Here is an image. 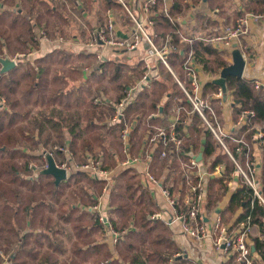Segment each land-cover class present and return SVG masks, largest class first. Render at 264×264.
Here are the masks:
<instances>
[{
  "label": "trees",
  "instance_id": "16d2710c",
  "mask_svg": "<svg viewBox=\"0 0 264 264\" xmlns=\"http://www.w3.org/2000/svg\"><path fill=\"white\" fill-rule=\"evenodd\" d=\"M164 1L166 0H158L150 8L148 19L153 22L150 34L158 47L163 46L168 36L170 44L176 46V50H171L168 56L170 66L182 75L181 64L192 50L196 64L205 73L218 75L228 65L221 52L206 42L180 41L185 28L181 20L176 18L189 9V4L186 0H169L171 5L165 14L162 11ZM206 1L210 8L220 7L216 0ZM241 1L247 12H264V0ZM106 2L105 8L117 7L131 20L118 0ZM192 2L195 4L197 0ZM67 13L62 0H0V57L13 56L16 52L25 54L13 69L0 76V97L6 100V106L0 108V249L3 244L8 247V264H60L55 254L58 247L54 236L66 229L61 226L57 229L58 225H52L50 217L46 219L41 216L43 209L54 207L53 203L57 204L56 209L60 212L58 222L68 225L77 241L72 254L81 253L84 255L81 260L95 256L97 264H191L186 257L176 255L180 250L173 240V232L169 226L163 220L151 219V214L158 210L156 200L150 195L142 173L136 166L120 168L111 176L108 186L106 198L111 213L114 214L109 220L117 230H127L113 248L105 242L104 236L97 237L103 232L102 224L97 214L88 209L96 202L94 195L100 193L106 183L104 179H94L85 171L73 170L65 181L56 185L52 175L41 172L43 165L37 170L35 177L32 167H29L31 161L41 158L40 152H36L39 146H45L54 134L52 150L57 156L56 161L58 158L57 162L64 160V157L58 154L55 147L67 146L73 155L76 154L75 161L84 162L90 154L101 159L104 169H111L125 159L118 133L126 120L150 111L159 113L161 106L163 113L167 114L172 105H176L182 107L181 119L189 120L184 123L189 137L185 139L178 156L187 160L193 152L202 151L204 157L212 158V165L207 168L210 173L215 165H223L220 174L206 180V211L215 210L219 201L229 192L228 182L235 180L232 176L235 168L233 162L220 150L198 115L190 112L191 106L164 66L159 78L152 81L151 89L140 87L133 101L127 102L123 108V115L119 120L112 122L114 103L123 98V93L118 92L112 103L99 105H93V100H87L88 97L84 94L90 96L105 90V81L117 91L123 89L140 76L143 65L141 60L134 65H127L121 60L97 59L96 53L92 51L74 53L59 47H54L43 56L31 57L30 60L26 54L31 49H37L36 31L44 24L51 38L69 35V30L64 28L71 23ZM205 23H210V20L206 19ZM55 65L59 67L55 68ZM85 68L90 70L89 75H85ZM217 88L212 82L204 86V90L209 93ZM226 88L230 91L233 102L241 105L240 108H233L234 116L242 109L254 113L253 117H247L238 134L245 133L246 140L251 143L254 130L250 128L255 123L262 124L264 141V89L255 88L252 79L235 76L226 77ZM19 89H24L23 102L16 97ZM29 105H40V109L35 115H31ZM160 119L158 116L151 120L159 122ZM22 121L25 122L26 129H19L17 134L13 128ZM100 128L106 130L101 131ZM134 128L129 137L131 156L137 155L144 132V127L138 125ZM116 131L117 135L109 140V135ZM230 147L236 157L240 155L239 162L243 166L252 161L246 148L244 152L236 153L234 144ZM158 154L156 151L150 167L157 162ZM174 161L175 158L170 156L161 160L159 167L161 170L162 167L176 168ZM237 182L238 187L229 195L226 205L219 213L222 221L225 224L231 223L232 227H236L247 217L250 218L251 225L259 227L261 237H251L250 249L258 256L257 264H264V206L259 204L253 190L241 176H237ZM257 183L264 198V161ZM74 185L79 191L72 192L71 202L60 200L66 189ZM179 185H184L183 172L178 177L174 175L167 183L172 191L177 190ZM91 188L95 193L89 192ZM182 192L183 190L178 194L179 197ZM44 196L49 197L51 202H45ZM79 242L83 245H78ZM112 250H116V257ZM170 258L173 259L172 263L168 262ZM74 260L72 257L63 264H76ZM2 263L0 257V264Z\"/></svg>",
  "mask_w": 264,
  "mask_h": 264
},
{
  "label": "built area",
  "instance_id": "2783aa9c",
  "mask_svg": "<svg viewBox=\"0 0 264 264\" xmlns=\"http://www.w3.org/2000/svg\"><path fill=\"white\" fill-rule=\"evenodd\" d=\"M129 14L133 25L134 31L128 37H116L114 35V23L110 16H107L104 24L93 29L88 41L85 44V48H96L97 45L104 46L114 51H132L135 50L139 44L144 42L146 44L145 57H144V69L140 78L131 86L123 90V98L114 103V115L112 122L118 121L119 117L123 115L122 110L127 102L133 101L136 97V91L142 88L150 87L149 84V71L150 62L154 58L161 62L165 69L171 74L174 81L182 91L183 97L191 106L190 112L195 113L200 118L201 123L211 132L213 138L218 143L221 150L228 156L233 162L235 168L234 173L241 176L243 181L253 190L254 196L258 199L259 204L264 206V198L261 196L258 190V183L256 178V166L253 161L246 162L243 166L234 151L231 149V145L234 144L235 152H244L246 148L248 150V142L244 136H233L226 132L224 125L221 121L219 113L220 108L226 102L227 90L224 93L219 87L218 90L212 95H205L202 91L200 83L197 64L194 60L193 51L190 50L185 60L181 64L182 75L178 74L175 69L170 66L168 62V56L171 50H176V46L170 44V37L168 36L162 47H158L151 38L149 27L152 25V20L148 19L150 8L157 4L158 0H145L142 6V20L130 11L127 0H118ZM169 5L167 0L164 1L162 11L167 14ZM180 19V18H178ZM264 21L263 13H253L242 10L235 22L231 25L224 26L217 34L209 35L206 37L198 36V39L209 43L216 48L227 49L231 52L234 49H238L243 59L246 54L247 46L243 44V38L250 34V25L252 21ZM36 38L39 40H52L45 28H39L37 30ZM193 38H186L181 35V42L191 43ZM58 45L66 44V40L59 36L54 40ZM24 53H16L12 58L16 65L20 58L24 57ZM97 57H101L98 55ZM255 88L262 87L259 82H254ZM229 104L232 109L234 107L240 108V104L233 102L232 95L230 93L228 98ZM5 99L0 98V108L4 107ZM110 104L109 101L104 98L93 99V105ZM182 107H177L174 111L175 117L166 125L163 123L156 125L152 123V118L156 117V113H149L146 119V131L143 140V153L131 156L129 153V126L124 123V126L120 129L118 136L122 143V153L125 155V159L118 162L111 169H104L102 167L101 159L94 158L88 154L86 161H75L74 155L67 147L56 146L55 150L58 154L64 156L62 162H56L52 152L41 151V155L44 157V165L42 169L47 166V155H51L57 166L66 169V172L73 170L85 171L89 177L94 179H104L106 183L101 188L100 194L96 198V202L89 206L91 212H95L98 216V220L103 226L106 234L110 235L109 242L117 244L123 235L127 233V230L116 231L112 223L107 220L104 208L102 204L107 197L108 186L111 183V176L114 175L120 168L125 166L142 165V176L146 186L152 191L154 195L162 197L167 206H171L174 213V220H176L183 233L187 234L197 242L212 237L213 245L217 249H222L225 253L226 264H257L258 259L254 253L251 252V224L250 218L241 222L236 227L228 226L220 217H217L211 223L206 222V215L203 211V205L206 200L205 184L206 180L210 176H216L220 174L222 167H214L213 172H208L205 167H202L200 162L196 159L195 155L188 156L187 161L180 163L184 175V194L181 202L171 196L170 188L165 185V182L159 179L149 168V163L152 160L153 154L156 151L159 152L158 160L166 159L170 153L179 155L184 147V141L186 134L184 133L185 120L181 119ZM239 122L244 123L247 121V117H253L254 113L251 110L242 109L239 112ZM180 126V127H179ZM180 128V129H179ZM256 137L258 140L263 141V133L261 130L257 131ZM145 163V166L143 165ZM29 167H33V164H29ZM167 209L161 208L154 211L151 214V219L155 220H168L170 223V214ZM3 256V255H2ZM4 257V256H3ZM172 259H169L171 262Z\"/></svg>",
  "mask_w": 264,
  "mask_h": 264
},
{
  "label": "crops",
  "instance_id": "0c3cea01",
  "mask_svg": "<svg viewBox=\"0 0 264 264\" xmlns=\"http://www.w3.org/2000/svg\"><path fill=\"white\" fill-rule=\"evenodd\" d=\"M65 5H66V9H67V14H68V18L70 19L71 23L70 25L65 26V29H68L69 32L72 29L71 27L77 26V30L79 32V34L81 36H85V38H89V34L90 32L95 29L96 27L104 24L105 19L107 16H110L112 18V21L114 23V35L116 37H128L131 32L134 31V25L131 22L130 19H128L125 15L124 12H122V10H120L117 7H106L107 2L106 0H62ZM220 3V7H215V8H210L207 1L206 0H197V2L195 4H193L192 0H186L187 4H189V9L185 12H183V14L179 15L176 19L177 20H181V22L184 25L185 28V35L182 34L183 37L186 38H193L196 41H201V42H205L203 40L198 39V36H209V35H213V34H217L220 32L221 28L224 26H228L231 25L235 22L236 18L239 16V14L241 13L242 10H245L242 4L241 0H216ZM145 2V0H127L129 9L131 12H133L135 15H137L139 18L142 17V6L143 3ZM168 5L170 6L171 3L169 0H167ZM200 15V16H198ZM201 16L203 17V19H201ZM76 18H81L84 23L83 26L80 24H76ZM180 18V19H178ZM206 19L210 20V23H205ZM45 24L41 27V28H45L44 27ZM89 27V28H88ZM151 27H149L150 29ZM87 30L86 34L85 31ZM46 31L48 32V30L46 29ZM73 31V30H71ZM48 34V33H47ZM36 35H37V31H36ZM49 36V34H48ZM70 36V33H69ZM50 37V36H49ZM66 40V44H61L58 45L54 40L57 38H51L52 40H39V39H35L38 42V47L37 49H31L30 52L28 54H26V56H29V58H34V57H38V56H43L44 54L48 53L49 51H51L54 47H59L61 50L64 51H71L74 53H79L81 51L84 50H88V51H92L96 53V57L98 55H101V57H97V59H108V60H121L123 61L125 64L127 65H134L137 63V61L141 60L143 62V65L141 67L142 71L144 69V57H145V48H146V44L144 42H142L141 44H139V46L132 51H114L111 49H108L104 46L101 45H97L96 48H85V44L88 41V39L84 40L81 42V40H78V34L75 32L71 33V38L65 37L63 36ZM243 44L245 46H247L246 49V54L244 57L245 60V66H244V70L242 73V77L247 78V79H252L257 82L260 83V85L262 86L261 88L264 89V21H252L251 25H250V34H248L245 38H243ZM212 47L216 48L215 46L211 45ZM217 51L221 52L223 54V56L226 58L228 65L232 63V56H231V52L227 49H220V48H216ZM17 53V52H16ZM15 53V54H16ZM14 54V55H15ZM13 55V56H14ZM9 58H12L13 56H9L7 55ZM25 56V55H24ZM2 57V56H1ZM32 58L30 60H32ZM162 64L161 62H158L156 59H152L150 62V71H149V84L150 87L146 88L147 90H150L152 87V81L154 79L159 78V76L161 75V69L162 68ZM197 70H198V75H199V79H200V83L203 89V92L205 95L208 96H212L219 88H217L216 91L209 93L208 91L206 92L204 90V86L206 83L208 82H212L213 79L219 77L218 75H211L210 73H205L202 70V67L197 65ZM141 71V74H142ZM90 74V70L88 68H85V75H89ZM140 74V76H141ZM140 76L135 79L133 82H130L128 84H126L124 86L123 89L121 90H116L115 88L111 87L109 90L105 91H100L98 93L97 96H99V98H104L107 99L109 101H113L116 99L117 97V93L122 92L123 90L129 86H131L133 83H135ZM107 83H109L108 81H106ZM73 85V84H72ZM140 90V88H139ZM230 95V91H227V97H226V102L223 104V106L220 108L219 113L221 116V121L224 125V128L226 130L227 133H229L230 135L233 136H245V133H241L238 134V131L241 129L240 127L245 123H240L239 122V115H235L233 114V109L229 104L228 98ZM136 96H137V92H136ZM175 99L180 100L181 98L179 97H175ZM177 108V106L172 105V107L169 109V113H163V109L162 106L160 107V112L156 113L157 116L156 117H160L161 119L159 120V122H153L152 123L156 124V125H160V124H164L166 125L169 121L171 122L174 117V111ZM150 112H147L144 115L138 114L133 118H130V120H126L125 123H127V125L129 126V136L132 132L133 129H135V126H140V127H144V132H143V138H142V142L139 145V149L137 154H142L143 153V140H144V135H145V127H146V119H147V115ZM155 118V117H154ZM185 120V122L187 123L189 120L183 119ZM109 125V124H108ZM262 124H258L255 123L252 125V128H250L251 130L253 129V133L251 134V143L249 140H247L248 142V150H249V154L251 156V159L256 166V178L259 176L260 174V170H261V165L264 161V150H263V145H264V141H260L257 139L256 134L257 131L262 129ZM185 130L184 133L186 134V138L189 137V132L186 128V126H184ZM139 129H143V128H139ZM238 134V135H236ZM130 143V141H129ZM66 147V146H65ZM131 147V144H130ZM68 148V147H67ZM42 149V148H40ZM190 150L192 151V149L190 148ZM221 150V149H220ZM159 151V150H158ZM222 151V150H221ZM193 152V151H192ZM223 152V151H222ZM201 155L200 159H197L198 155ZM192 155L196 156V159L200 162L202 167H205L206 169L208 168V166L212 165V158L208 157H204L203 152L202 151H196V153L193 152ZM174 157L175 158V164H176V168H172L169 169V167H162V170L160 169V161L157 159V162L150 167L151 163L153 162V157L151 162L149 163V168L152 171V173H154L160 180L162 179L165 182V185H167V183L169 182V180H171V178L175 175L176 177H178L179 174H181L183 172L180 163L182 161H187V160H183L180 156L176 155L175 153L171 154L168 157ZM167 157V158H168ZM237 159H240V155L237 156ZM56 161V160H55ZM57 162V161H56ZM31 164V163H30ZM143 165L145 166V163L143 162ZM216 166H221L222 170H223V165L217 164ZM136 167L139 169V171L141 172L142 170V165H136ZM33 168V167H32ZM142 173V172H141ZM70 174V172L67 173V176ZM232 176L235 177L234 181H230L228 182V186H229V192L227 195H225L223 197V200L219 201V203L217 204V207L215 208V210L213 211H206V209L204 208L203 205V211L205 212L206 215V222L207 223H211L213 222L214 219H216L217 217L221 218L220 215V210L222 208H224V206L226 205L229 195L238 187V182H237V174L236 173H232ZM181 190H183V194H184V185H179V187H177V190H170L171 192V196H173L178 203L181 202V199L183 197V194L179 197L178 194H180ZM149 193L152 197H154V200H156V208L159 210V206H161V208L167 209L169 211L168 214H170V223L168 220L164 221L169 228L172 230L173 232V240L175 241L176 245L178 246L180 252L177 253L176 255L182 257H186L191 264H226L225 262V253L222 249H217L214 245H213V240L212 237L206 238L204 240H202L201 242H197L196 240H194L193 238H191L190 236H188L187 234L183 233V231L180 228L179 223L174 220V211L172 210L171 206L169 208V206H167L165 200L162 197H159L158 195H154L152 193V191H150L149 189ZM100 194V193H99ZM99 194H95V200L97 198V196ZM108 198V195H107ZM107 198H105L103 204H102V209L104 208V212L106 215L107 220H109L110 216L114 217V214L111 213V207L108 206V200ZM180 198V200H179ZM157 211V210H155ZM222 220V219H221ZM110 221V220H109ZM111 223V222H110ZM231 223L227 224L228 226ZM113 225V224H112ZM114 226V225H113ZM133 226V225H132ZM60 228V227H59ZM57 228V229H59ZM115 228V226H114ZM65 230V229H64ZM116 231L119 232V230H117L115 228ZM251 236H250V240H251V245H252V238L251 237H261L260 234V230L259 227L255 224H252L251 226ZM25 232V231H24ZM66 232H57L55 234L60 236L61 234L65 237V238H72V240H74V236L72 235V233L68 232V235L66 234ZM71 235V236H70ZM106 239L105 242L107 241V243H109L110 248H113V246H115L114 244L110 243V235L106 234ZM57 240V238H56ZM111 241V240H110ZM119 243V242H118ZM115 251L112 250V253L114 254ZM55 254L57 255L58 253L55 252ZM255 256L258 259V256L255 254ZM116 257V256H114ZM172 259V258H170ZM173 260V259H172ZM169 262V260H168ZM169 263H172L169 262Z\"/></svg>",
  "mask_w": 264,
  "mask_h": 264
},
{
  "label": "rangeland",
  "instance_id": "374dc122",
  "mask_svg": "<svg viewBox=\"0 0 264 264\" xmlns=\"http://www.w3.org/2000/svg\"><path fill=\"white\" fill-rule=\"evenodd\" d=\"M83 23H84V21L81 19V18H76V24H80V25H82L83 26ZM78 26V25H77ZM77 26H75V24H74V26H72L71 28V30H73V31H71L70 30V36L69 35H65V37H68V38H71V33L72 32H75V33H77L78 34V37L77 38H79L78 40H81V42L82 41H84L85 39L87 40L88 39V37L87 38H85V36H81L80 34H79V32H78V30H77ZM79 27V26H78ZM89 28V27H88ZM86 32H87V30L85 31V34H86ZM63 37V36H62ZM64 38V37H63ZM65 39V38H64ZM17 53H20V52H17ZM59 67V65H55V68H58ZM61 67H62V65H61ZM167 71V70H166ZM104 85H105V91H107V90H109L110 88H111V86L109 85V83H107L106 81L104 82ZM96 87H98V85H95ZM24 89H19V92H18V94L16 95V97L20 100V101H24V94H23V91ZM97 95L98 94H92V95H87L86 96V93L84 94V96L87 98V100H93V98H95V97H97ZM1 98V97H0ZM5 99V98H4ZM6 106V100H5V103H4V107ZM40 106V105H39ZM39 106L37 105V106H33V105H29L28 106V108H31V115H35L36 114V112L40 109L39 108ZM101 124H103V123H101ZM107 128V127H106ZM106 128H100V130L101 131H104V130H106ZM19 129H26L25 128V122H20V123H18L14 128H13V131L14 132H17ZM17 134H19V132H17ZM43 135H45V134H43ZM117 135V131L114 133V134H110L109 135V140H112L113 139V137L114 136H116ZM55 135L53 134V135H51V138H50V140L48 141V143L45 145V146H39V148H38V150L36 151V152H40V154H41V151H47V152H52V154H53V157L55 158V160H56V155L54 154V152H53V142L55 141V137H54ZM67 147V146H66ZM40 148H42V149H40ZM98 149V148H97ZM52 150V151H51ZM63 156V155H62ZM41 158L40 159H38V160H33V161H31L30 163L31 164H33V168H32V171H34L33 173H34V177L37 175V170H39V168H41V166L42 165H44V157L41 155L40 156ZM64 157V156H63ZM74 157H75V159H77L76 158V154H74ZM57 161H58V158H57ZM63 161V160H62ZM62 161H60V162H62ZM77 162H79L78 160H76ZM75 192V191H79V188L78 187H76V185H74V186H72L71 188H68V189H66V191H65V193H64V195L62 196V197H60V200L62 199V200H64V201H68V202H71V198H72V192ZM89 192H94L95 193V191L91 188L90 189V191ZM43 200L45 201V202H51L50 200H49V197H47V196H44V198H43ZM54 207H52V209H50V208H46V209H43V213H41V216H43V217H45L46 219H47V217H50L51 218V221H52V225L54 224V226H56V225H58L57 226V228H59V226H61L62 228L64 227L65 229H66V231H68V232H70V229H69V226L68 225H66V224H63L62 222H58V220L60 219L59 218V211H57V204L56 205H54L53 203H51ZM54 209V210H53ZM48 210H53L52 212H48ZM93 214H95V213H93ZM38 218H39V216H38ZM102 233L100 232V234L97 236V237H100V236H104V238L106 239V232H105V230L103 229V226H102ZM54 238L56 239L57 238V240H56V247H58L57 249L58 250H56L57 251V258H58V261H59V263L60 264H63L66 260H68V261H70V259L72 258V257H74V262L76 263V264H97V261H96V257L95 256H90V257H88L86 260H81V256H83L84 257V255H82L81 253H79V254H75V255H73L72 254V251H73V249L77 246L76 245V243H77V241H76V239L74 238V240H72V238H65L62 234L60 235V236H58V235H56V237L54 236ZM100 239V238H99ZM58 245V246H57ZM78 245H83V244H81L80 242L78 243ZM118 245V244H117ZM117 245H115V247L117 246ZM7 250H8V247L7 246H5V244H3L2 245V247H1V249H0V257H1V260H2V264H8V254H7ZM114 251H116V250H114ZM4 257H3V256ZM114 256H117V252H114ZM82 257V258H83ZM66 264V263H65Z\"/></svg>",
  "mask_w": 264,
  "mask_h": 264
},
{
  "label": "water",
  "instance_id": "95a60500",
  "mask_svg": "<svg viewBox=\"0 0 264 264\" xmlns=\"http://www.w3.org/2000/svg\"><path fill=\"white\" fill-rule=\"evenodd\" d=\"M140 20H142V17H140ZM15 66V61L10 59L7 55L0 57V76L13 69ZM244 66L245 60L243 59L241 52L238 49H234V51L232 52V63L222 68L219 77L213 79L212 83L219 86L225 93L227 90L226 77H242ZM200 157L201 155L199 154L197 156V159L199 160ZM41 172L43 174L52 175L54 177V182L56 185L59 184L61 181H65L68 177L66 169L57 166L53 157L49 154L47 155V166L43 168ZM252 250H254L253 247Z\"/></svg>",
  "mask_w": 264,
  "mask_h": 264
}]
</instances>
